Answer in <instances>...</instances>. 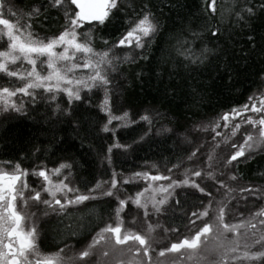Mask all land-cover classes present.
Here are the masks:
<instances>
[{"label": "trees", "instance_id": "trees-1", "mask_svg": "<svg viewBox=\"0 0 264 264\" xmlns=\"http://www.w3.org/2000/svg\"><path fill=\"white\" fill-rule=\"evenodd\" d=\"M4 4L2 16L14 22L20 17L21 25L30 22L31 31L39 38L58 36L64 29L63 8L54 7L53 0H4ZM261 5L264 0H216L213 12L212 0H119L104 23L83 22L78 32L90 35L94 50L110 51L111 56L118 58L116 71L109 75L113 111H129L134 119L148 115L150 121L138 122L113 135L104 131L106 116L100 109L102 94L99 90L86 92L79 101L73 102L62 95L55 101L38 97L27 102L22 112L0 116V161L29 170L68 163L75 186L82 192L94 188L99 181L110 179L112 171L124 176L149 165L165 170L189 165L194 149L184 142L183 136L190 139L204 136L208 138L206 142H211L212 132L203 133L202 125L211 124L224 113L243 106L264 89V7ZM145 6L159 23L158 32L144 40L142 49L119 45L142 17ZM9 7L15 15L7 11ZM247 7L253 8L254 15L244 11ZM70 8L75 9V6ZM35 9H39V14H35ZM216 28L219 32L214 36L212 31ZM80 40L84 37L80 36ZM205 48L209 51L201 55ZM182 49L191 50L187 53L190 59L181 54ZM125 56L130 59H123ZM162 127L167 130L158 133ZM116 140L123 147L113 150L111 164H108V149ZM206 148L196 152L194 158L200 161L201 167L193 168L217 173L216 180H207L203 174L195 177L196 183L211 192V197L191 187H177L173 199L154 219L159 226L151 233L154 248L148 254L151 264H215L219 259L208 252L204 244L198 254L181 250L183 256L178 253L158 255L171 243L191 238L205 222L212 220L210 211L209 216L197 220L196 225L189 223L190 219H195L192 212L204 210L209 199L220 200L226 195L225 188L217 181L236 190L232 192L235 199L228 206L225 220L245 222L238 238L239 251L248 250L244 245L251 244L253 233L257 237L264 233V225L259 224L262 217L254 215L264 209V150L239 157L227 167L215 154L213 168L209 169L208 156L214 149ZM232 175L237 179H229ZM171 178L174 180L178 175ZM126 186L132 189L131 184ZM244 188L259 189V192H240ZM31 205L30 213L34 211L38 220L39 245L43 252L61 249L80 252L106 223L113 222L118 200L115 196L101 197L68 206L67 211L59 213L35 200ZM131 205L128 204L124 216L136 213V210L131 211ZM250 219L257 224L256 229L247 223ZM128 220L124 223L131 224ZM136 233L148 235V232ZM227 238L237 237L228 233ZM211 243L209 239L208 244ZM121 247L126 250L128 245ZM136 247L138 245H133L134 252ZM129 257L133 258V254L119 259L128 264L125 259ZM93 258L94 255L85 258V264L94 262ZM110 258L106 264H117L115 255ZM135 259L137 264H144L146 257L141 252ZM81 263L72 261V264Z\"/></svg>", "mask_w": 264, "mask_h": 264}, {"label": "snow or ice", "instance_id": "snow-or-ice-1", "mask_svg": "<svg viewBox=\"0 0 264 264\" xmlns=\"http://www.w3.org/2000/svg\"><path fill=\"white\" fill-rule=\"evenodd\" d=\"M215 2L212 0V11L215 12ZM119 0H53L54 7H62L65 16V25L63 31L55 37L42 39L33 34L31 31V23L24 25L20 24V17H17L16 24H13L8 19L0 18V26H3V30L0 31V39L4 36L7 37V48L0 50V73L5 74L8 77H16L20 81H23V85L15 89L9 87L0 88V107L4 110L12 109L16 112L22 111V105L17 104L13 97H16L18 93H23L25 96H33V92L36 89H44L48 92H65L68 99L79 101L81 99L80 92L82 90L92 91L93 89L103 88L105 90V99L103 103V110L109 114L108 125L112 124V121L119 120L121 122L128 118V113H124L121 116H112L110 109V99L108 96V89L111 84L109 79V72H115L118 63V58L111 56L110 51L96 52L91 46V39L88 33H79L78 29L83 27V22L99 21L104 23L109 17L111 10L116 9ZM71 5L75 6V9L70 8ZM264 7V5H261ZM5 8L4 0H0V13ZM9 13H12V9H7ZM143 15L139 18L126 36L119 41L120 45L127 44L129 46L135 43L138 48H144L145 38L154 37L159 30V23L155 20L154 14L145 9H142ZM250 16L254 15L253 8L247 7L244 9ZM15 15V13H12ZM35 14H39V9H35ZM31 18V14L29 19ZM243 19V17H238ZM211 30V29H209ZM219 29L216 28L212 31V35H216ZM194 36L198 35L193 33ZM80 36L84 37L83 42L80 41ZM57 48H62L63 51L58 52ZM190 49L181 50V54L185 55L190 52ZM209 51L205 48L203 53ZM70 52L72 53L70 55ZM76 53L85 54V62L83 67L91 69V75L86 79L75 77L76 69L80 65L75 63H67L68 61H74L76 59ZM123 59L128 60L130 57L125 56ZM199 59V58H197ZM46 65L47 69H50L46 75H42L37 71V64ZM195 63V61H192ZM21 64H27L30 66L28 71H18L11 66H19ZM255 97H250L249 100H254ZM260 107H257L255 103H252L251 108L248 104L243 105L239 109H232L229 113L222 115L223 121H228L229 117L235 118L248 111L255 113L264 112V98H261ZM143 120L149 121L147 115L142 117ZM259 124L264 126V117H261L258 121L248 117L246 121L242 123ZM108 125H105L104 131H109ZM219 120L214 121L212 125L204 126L203 130L208 131L209 128L215 132V129L220 128ZM227 127V124H225ZM240 128V124L233 125V132L231 135L235 136L236 131ZM220 132H215V136H221ZM260 140L254 141L252 135H248L244 141V145H241L238 150L231 155L230 159L224 161L225 167L231 165L232 161H237L239 157L245 155V151H253L261 144H264V127L260 130ZM215 136L213 140H215ZM225 144L228 143L227 138L223 140ZM115 147H123L116 144ZM219 143L214 145V148H218ZM236 147V145H233ZM111 153L112 149H108ZM196 152H193L189 159L195 157ZM215 158V151L208 156V168H213V160ZM110 162V157H109ZM15 170L12 173L3 171L0 169V264H72V261L79 260L83 262L85 258H90L93 255H97L96 249L101 243H107L109 238L112 240L111 253L107 250L99 252L100 261L98 264H102V260L108 257L110 254L115 255L117 264H125L122 257L125 254H133V258L128 261V264H137L135 256L143 252L146 260L144 264H151V256L149 252L154 251L152 247L151 233L155 231V227L151 224L148 225V235H141L134 231L123 228V219L120 216V212L127 206L128 200L137 207L144 211V216L147 218L149 215V206L154 210L156 214L163 211V205L168 202V199L172 195V190L176 187H191L197 189L205 196L211 197V192H206L204 188L196 183L192 177H201L202 174L207 180H216L217 173L214 170L204 171L201 169H187L182 180H172L170 176L151 175L147 172H137L133 178H125L122 181L117 180L119 175L115 171L111 174V180L107 182L106 188L102 187L101 183H97L95 188L90 189L88 194L79 192V189L69 187L68 184L60 181L54 183L50 179L49 175L45 171H39L35 175L43 177L47 184L44 191L51 197V199H45L41 201V193L36 191L33 196L28 199H33L37 202H41L49 209L55 212H65L68 206H74L83 204L85 201L99 199L101 197H113L118 200L119 207L115 209V226L111 223H106L104 227L100 229L98 233L92 238L90 244H88L82 251L72 258L66 260L63 256V249L52 254H42L36 244V226L33 225L29 229H25L26 216L17 209V199L20 197L24 200L25 206L27 200L23 197V190L27 188V183L23 179L28 175L26 171L20 168L17 164L14 166ZM71 165L61 164L59 168L54 170V174L59 176L62 169L70 168ZM171 171V170H170ZM190 174V175H189ZM223 175V173H220ZM140 178L148 181H171L166 187L161 185L158 189H152V191H160L167 193L162 199L157 200L154 196L148 200L142 202L144 192L149 191L148 188L144 189V192H139L135 197H127L126 199H120L116 195L117 185L119 183L127 184L132 179ZM67 179V177H65ZM231 180H236L237 177L232 175L229 177ZM221 188H225L226 195L220 200L214 198L209 199L208 204L201 212H192L191 216L195 219H190L191 225H196L197 220H204L209 216V212H212L213 218L210 222H205L195 235L191 238H184L180 242L171 243L170 247L161 250L159 257H165L166 253H178L183 256L181 250H188L193 254H198L201 251V245L204 244L207 247V251L216 254L219 259L215 264H244L245 261L249 264H264V233L260 236L252 235L251 244H245L244 247L248 250L241 253L239 251L241 245L239 243V237L242 235L241 229L245 227V222L241 223H229L226 222L225 217L229 214V204L232 199V192L236 191L225 185L223 181H217ZM19 185V187H18ZM219 191V189H217ZM99 193L96 195L95 193ZM240 192H247L249 194H256L259 189L244 188ZM60 194V198H58ZM68 194H72L70 197ZM246 199V197H244ZM64 200L62 203L61 200ZM177 203L179 201L177 200ZM215 203V208H213ZM47 211L45 215H47ZM255 217H262L259 220L260 225H264V209H261L254 214ZM247 223L252 229L257 228V224L252 220H248ZM234 233L237 238L228 239L227 234ZM201 237H205L202 241ZM223 237L224 239H221ZM211 239L213 243L208 244V240ZM133 242L129 245V242ZM128 245L125 250L121 246ZM133 245H138L133 251ZM252 249H256L252 251ZM192 257L189 256V259ZM206 259V257H201Z\"/></svg>", "mask_w": 264, "mask_h": 264}, {"label": "rangeland", "instance_id": "rangeland-1", "mask_svg": "<svg viewBox=\"0 0 264 264\" xmlns=\"http://www.w3.org/2000/svg\"><path fill=\"white\" fill-rule=\"evenodd\" d=\"M0 18L6 19L4 16H2V13H0ZM10 22H12L13 24H16V22H14V21H10ZM2 30H3V26H0V31H2ZM126 34L124 35V37L126 36ZM42 39H45V38H42ZM81 42H83V41H81ZM125 46H129L127 44V42L125 43ZM131 46H135V43L133 42ZM6 48H7V37L4 36L2 39H0V50H5ZM57 51L60 52V51H63V49L62 48H57ZM96 52H103V51H96ZM71 54L72 53L70 52V55ZM75 57H76V59L74 61H68L67 63H69V64L75 63V64L80 65V67H78L76 69L75 73L71 74V75H74L75 77L85 78L86 79L89 75H91V71L92 70L83 67V64L85 62V54L76 53ZM11 67H13L15 70L22 71V72L30 70V66H28L27 64H21L19 66H11ZM37 71L40 72L42 75H46L47 72L50 71V69H47L46 65L40 64L38 62ZM110 72H109V75H110ZM22 85H23V81H20L18 78H16V77H8L5 74L0 73V88L9 87L10 89H15V88L20 87ZM95 90H99L101 92V94H102V99H101V102H100V109L106 116L105 125H108L109 114L106 111L103 110V103H104V99H105V90L103 88H97V89H93L92 91H95ZM92 91H88V90L85 89V90H82L80 92V95L82 97L84 93L92 92ZM61 95L68 99L67 94L65 92H58L57 93V92L54 91V92L50 93V92H48V91H46L44 89H36V90H34L33 96H31V97L25 96L23 93H18V95L16 97H13L12 99L15 100L17 104H20V105L23 106L22 107V111H23L25 109L26 103L31 101V100H34L35 98H38V97H43L44 98V97H46L50 101H55ZM108 96H109V99H110V109H111L112 116H121L124 113H128L129 114L128 118L125 121L121 122L119 120H115L114 119L112 121V124L108 125V128H109L108 132L112 133L113 135H116L119 130H121L123 128L130 127V126H132V125H134V124H136L138 122H141V121L149 122L150 121V117L148 115L147 116L149 117V121H145V120L142 119V117L145 116V115L141 116L140 118L134 119L131 116L129 111H125V112H122V113L114 112L113 108H112V94H111L110 86H109V89H108ZM252 97H255V99L252 100V101L248 100V102L246 103V104L249 105V108H251L252 103H255L257 107H260L259 101H260L261 98H264V89L262 91L256 93ZM73 101H76V100H71L70 102H73ZM241 107H239V108H241ZM239 108H237V109H239ZM22 111H20V112H22ZM14 112H16V111L12 110V109L4 110L2 107H0V116H3V115L8 114V113H14ZM221 117H222V115L218 119L215 120V121L219 120L220 125H221L220 128L215 129V132H220L222 134L221 136H215V132L211 129V127L209 128L208 131H204L203 130L204 126L202 125V130L201 131L203 133H205V134H207L208 132L211 131L213 137L215 136V140L214 141H213V138H212L211 142L209 140L208 141L209 143H208V142H206V140L208 138L206 139L204 136H196L195 139H190L189 137H187V135H184L183 136L184 142L188 143L189 147L193 146L194 152H197L199 149H203L204 147L205 148L207 147L206 149H208V148L212 149L213 148L214 149L213 151H215V154L218 155L217 158L221 159V161H226V160L230 159L231 155H233L238 150V148L241 145H244V141H245V139H246V137L248 135H252L254 141H259L260 140V135H259L260 134V130L264 126H261L259 124H248L246 122L242 123V121H246V119L248 117H251L253 120H257L258 121L261 117H264V112L255 113V112H252V111H248V112H246V113H244L242 115L236 116L235 118L230 116L228 121H223L221 119ZM212 123L211 124H206L205 126L212 125ZM225 124H227V127H225ZM234 124H240V128H239L238 131H236L235 136L231 135L232 132H233V125ZM105 125H104V127H105ZM166 130H167L166 128L162 127L157 132L161 133V132H165ZM225 138H227V140H228L227 144H225L223 142V140ZM217 143H219V147L218 148H214V145L217 144ZM116 144L120 145V143L116 140L115 143L110 147L112 149L111 153H109V151H108V155H107V158H106V161H107L108 164H111V155H112L113 150L115 148H121V147H115ZM233 145H236V147H233ZM261 150H264V144H261L259 147H257L253 151L246 150L245 151V155L252 154L254 152L261 151ZM109 157H110V162H109ZM199 162L200 161H198V159H195L193 157L190 160V164L189 165L184 166L182 168H178V170H171L170 171V169L169 170H165V169L160 168L157 165H149L144 170H141L139 172H142V173L143 172H147V173H150L151 175H161V176H170V177H172L174 175H178V178H176L174 180L179 181V180L184 179V174H185V171L187 169L200 168L201 167V165H200L201 163H199ZM61 164H68V163H61ZM61 164H59L57 166L42 165V166H40V168L35 169V170H29V169H26V168H23V167L20 166V168L23 171H26L28 173V175L23 178L25 180V182L27 183V188L23 190V197H24L25 200H27V205L25 206L24 200H22L20 197H18V199H17V209L19 211H21L22 214H24L26 216V221H25V229L26 230L31 228L33 225L36 226V229H37L36 244H37V246H38V248H39V250H40V252L42 254H52V253H56V252L45 253V252H43L41 250V247L39 245L40 244L41 233H40L39 228H38V223H37L38 220H37L36 216L34 215V211L30 213L31 207H32L31 201L33 199H28V197L33 196L36 191H39L41 193V201H43L45 199H51V197H49V195L44 191V188L47 187V184L44 181L43 177H39V176L35 175V173H37L39 171H45L49 175L50 179H52V181L54 183H59L60 181H63L64 183L68 184L69 187L77 189L76 186H75V183L73 181L70 168L62 169L59 176L54 174V170L59 168V166ZM15 165H17V164L4 163V162L0 161V169H2L3 171L9 172V173H12L15 170V167H14ZM134 174L124 175V176H121L119 174L117 176V180L118 181H122L125 178H133ZM65 177H67V179H65ZM192 179H194L196 181L195 177H192ZM30 180H32L31 182L33 183V185H30ZM110 180H111V178L106 180V181H99V183H101L102 187L106 188L108 186L107 182L110 181ZM133 181L135 183H133ZM170 182L171 181H169V180H160V181L152 182V181H148V180H144V179H140V178H134V179L131 180L130 183H127L129 185L130 184L132 185L131 186L132 189L127 188L126 184L119 183L117 185L116 195H118L120 199H126L127 197H135V195L137 193L144 192V189L148 188L149 191L144 192V196L142 197V202L144 200H148L150 197H153V196L157 200H159V199H162L165 195H167V193H163V192H160V191H152V189H158V187L161 186V185L166 187ZM18 187H19V185H18ZM136 187H137V189H136ZM176 189H177V187L174 190H172V195L168 199V202L165 205H163V208L173 199ZM79 192L83 193V194H88L89 191H87V192L79 191ZM95 194L98 195L99 193L97 192ZM71 195L72 194H68L69 197ZM58 198H60V194H58ZM61 202L63 203L64 200L62 199ZM128 204H132L130 209H131L132 212L134 210H136V213L129 212L130 214H128L127 216H124V212H126L125 209H128ZM128 204L120 212V216L123 219V222H125L126 219L127 220L129 219L130 223H131V224L123 223V228L124 229L131 230V231H134V232H147L149 224H151L153 226H157V224L155 222L156 220H154L156 218L157 214L154 212V210L151 208V206H149V215L146 218L144 216L143 209L137 208L132 203L131 200H128ZM42 205L46 206L43 203H42ZM117 207H119V203H118ZM134 220L137 223H140V225H136L135 224L136 222L135 223L133 222ZM115 223H116V218L114 217V220H113V222L111 224H113V226H115ZM136 226H138V227H136ZM156 230H157V227H155V231ZM110 239L111 238H109L107 243H101L97 247V249H96L97 255H94V258H93L94 262L88 263V264H98V262L101 259L98 254L102 250H107V251H109L111 253L112 243H111ZM78 253L79 252H77L74 249H63V253L62 254H63L64 258L66 260H68L69 258L74 257ZM111 256H112V254H110L108 257L103 258L102 264H106L108 262L107 259L109 261H111V258H110ZM130 259H132V258L129 257V259L128 260L125 259V261L128 262ZM74 262H75V260H74ZM78 263H80V262H78ZM85 263H87V262L83 261L81 264H85Z\"/></svg>", "mask_w": 264, "mask_h": 264}]
</instances>
